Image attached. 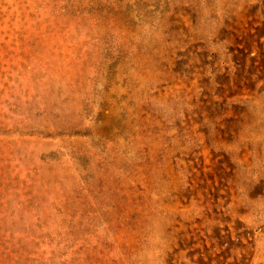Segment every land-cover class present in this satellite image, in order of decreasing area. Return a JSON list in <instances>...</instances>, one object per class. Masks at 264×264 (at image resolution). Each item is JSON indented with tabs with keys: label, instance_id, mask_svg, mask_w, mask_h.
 I'll list each match as a JSON object with an SVG mask.
<instances>
[{
	"label": "rangeland",
	"instance_id": "obj_1",
	"mask_svg": "<svg viewBox=\"0 0 264 264\" xmlns=\"http://www.w3.org/2000/svg\"><path fill=\"white\" fill-rule=\"evenodd\" d=\"M0 264H264V0H0Z\"/></svg>",
	"mask_w": 264,
	"mask_h": 264
}]
</instances>
